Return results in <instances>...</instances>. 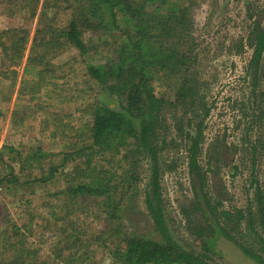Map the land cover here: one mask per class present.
<instances>
[{"label": "trees", "instance_id": "1", "mask_svg": "<svg viewBox=\"0 0 264 264\" xmlns=\"http://www.w3.org/2000/svg\"><path fill=\"white\" fill-rule=\"evenodd\" d=\"M197 2L0 0L1 15L21 19L20 24L0 30V77L9 81L10 87L17 84L21 67L19 94L25 89L33 95L50 88L62 77L57 75L53 60L69 49L84 59L88 80L98 87L95 101L88 103L84 112L88 120L81 121L77 129L71 126L72 130L76 129L77 137L73 150L62 153L60 165L72 161L74 166L69 171L67 185L52 194L63 197L62 210L51 211L55 227L60 221L63 223L55 231L48 254L42 255L38 247L28 245V237L34 232L31 215L27 223L12 224L11 231H4L0 264H228L209 247V241L219 235L234 241L264 264V257L252 254L219 224L217 207L206 193L200 197L198 191L201 188L198 184L204 183L198 158L211 109L203 90L204 79L196 68L200 52L193 8ZM35 20L31 42L30 25ZM253 33V62L258 64L264 52V26L255 28ZM107 50L110 57L99 61ZM161 87L165 88L164 92ZM171 88L174 95L169 97L167 91ZM170 108L182 109L183 119L187 118L185 129L182 119L174 125L183 130V139L188 143V163L196 197L182 212L189 218L186 222L194 224L189 230L193 241L199 244L198 250L183 247L173 238L166 216L161 184L167 165L164 155L177 144L166 114ZM202 109V114H197ZM46 157L40 149L25 154L15 146L0 147V161L6 164L4 173L0 174V188L27 185L30 176L22 178L26 175L22 167L31 159L39 163ZM16 165L21 167L19 171ZM140 166L147 172L143 200L162 234L161 239L129 234L124 226V214L133 212L139 204V184L144 179ZM36 168L43 166L39 163ZM57 168V165L50 168V176L55 175ZM45 178L36 175L31 183H44ZM259 202L264 216L262 196ZM92 205L101 207L105 215L100 233L86 238V231L79 232L74 228L75 223L70 231L68 216L73 211H86ZM61 212L64 216L59 215ZM211 214L214 221L209 218ZM223 214L230 223L236 220L229 211ZM237 215L242 219L244 210H238ZM193 218L199 222H192ZM54 225L48 223L47 228ZM96 248L107 251L109 263L98 261Z\"/></svg>", "mask_w": 264, "mask_h": 264}, {"label": "rangeland", "instance_id": "2", "mask_svg": "<svg viewBox=\"0 0 264 264\" xmlns=\"http://www.w3.org/2000/svg\"><path fill=\"white\" fill-rule=\"evenodd\" d=\"M193 16L200 52L196 68L204 79L203 90L211 109L198 158L204 174L200 187L212 204L218 205L221 225L243 245L264 253V230L259 221L250 227L246 214L249 208L257 212L259 196L264 197V52L258 64L253 62V31L264 26V0H198ZM20 23V18L9 19L0 14V30ZM35 25L36 20L30 25L31 42ZM108 51H103L98 60L110 57ZM53 62L58 68L57 75L62 77L50 88L33 95L27 89L19 94L21 67L15 87H10L9 81L0 77V147L15 146L25 154L40 149L47 155L39 160L43 169H37L39 163L33 159L22 167V171L26 169L22 178L30 176L27 185L11 184L9 189L0 188V242L5 230L11 231L12 224L21 226L33 215L34 232L28 237V245L38 247L42 255L48 254L55 231L63 223L60 221L55 227L51 215L52 210L57 212L63 208V197L52 194L67 185L69 171L74 166L72 161L60 165L62 153L73 150L76 129L81 121L88 120L84 112L88 103L95 101L98 90L97 85L88 80L86 62L74 49L58 55ZM160 89L165 91L164 87ZM167 93L172 97L174 88ZM182 111L170 108L166 112L171 136L177 139V144L164 155L167 165L161 184L173 238L183 247L198 250L199 244L190 236L182 212V208L191 205L196 197L188 163V143L183 139V130L174 125L182 119L186 128L187 118L183 119ZM202 112L203 109L197 114ZM71 126L76 129L72 130ZM53 165L58 168L55 175L50 176ZM5 166L0 161V174L4 173ZM15 167L16 171L21 169L19 165ZM144 169L139 167L144 176L139 184V204L133 212L124 214L123 222L129 234L161 239L162 234L143 200L142 190L147 180ZM36 175L47 180L31 183ZM100 208L92 205L86 211H73L67 220L70 231L75 223L74 228L79 232L86 231V236L83 234L86 238L99 234L105 216ZM224 210L231 213L244 210V216L240 222L230 223ZM59 215L64 216V213ZM48 223L54 226L47 228ZM95 255L98 261L110 262L104 249L96 248Z\"/></svg>", "mask_w": 264, "mask_h": 264}, {"label": "water", "instance_id": "3", "mask_svg": "<svg viewBox=\"0 0 264 264\" xmlns=\"http://www.w3.org/2000/svg\"><path fill=\"white\" fill-rule=\"evenodd\" d=\"M211 251L229 264H259L239 246L223 235L209 241Z\"/></svg>", "mask_w": 264, "mask_h": 264}, {"label": "flooded vegetation", "instance_id": "4", "mask_svg": "<svg viewBox=\"0 0 264 264\" xmlns=\"http://www.w3.org/2000/svg\"><path fill=\"white\" fill-rule=\"evenodd\" d=\"M256 70V69H255ZM234 174V173H233ZM198 186L200 187V185L198 184ZM198 191H199V194H200V197H202L204 194L202 193V188H198ZM260 197V196H259ZM263 197V196H262ZM264 198V197H263ZM203 199V198H202ZM258 203H259V207H258V211L257 212H253V210L251 209V208H249L248 210H247V212H246V214H247V216H248V218H249V225H250V227H252L253 228V226H254V224L257 222V221H259V225L263 228V230H264V224H262V221H263V219H264V216H263V213L261 212V207H260V202H259V199H258ZM211 204H212V202H211ZM213 205V204H212ZM213 206H216L217 207V210H218V205H213ZM205 207L207 208V205H206V203H205ZM216 210V211H217ZM225 211V210H224ZM233 217H235L236 218V220L234 221V222H240V218H238V215H237V211H234V213H233ZM209 218H210V220L211 221H214L215 220V218H214V216L211 214V216L209 215ZM185 219L186 220H188L189 218H186L185 217ZM218 219V222H219V224L221 225V223H220V220H219V213H218V215H217V217H216V220ZM192 222H194V223H198L199 221L197 220V219H194L193 218V220H191ZM256 221V222H255ZM253 222H255V223H253ZM189 226L190 227H194V224L192 225L191 223H187V229H188V232L190 233V230H189ZM222 226V225H221ZM224 227V226H223ZM236 230V229H235ZM191 235V234H190ZM233 235V234H232ZM224 236V235H223ZM229 239V238H228ZM232 241V240H231ZM232 242H234V241H232ZM235 243V242H234ZM237 246H239L237 243H235ZM240 247V246H239ZM241 248V247H240ZM251 252H252V254H254L255 256H257V255H259V256H261V257H264V253H262V252H260V254H259V252H256L255 250H253L252 249V247H247ZM243 250V249H242ZM247 254V253H246ZM216 255V254H215ZM247 255H249V254H247ZM249 256H251V255H249ZM219 257V256H218ZM252 257V256H251ZM256 262H258L254 257H252ZM259 264H261L260 262H258ZM229 264V263H228Z\"/></svg>", "mask_w": 264, "mask_h": 264}]
</instances>
